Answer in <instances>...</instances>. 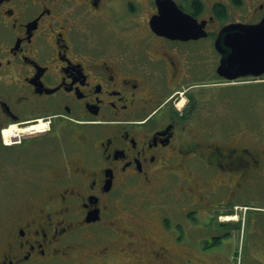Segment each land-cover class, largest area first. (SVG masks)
<instances>
[{"label": "flooded vegetation", "instance_id": "af4514ba", "mask_svg": "<svg viewBox=\"0 0 264 264\" xmlns=\"http://www.w3.org/2000/svg\"><path fill=\"white\" fill-rule=\"evenodd\" d=\"M263 17L264 0H0V264H186L179 230L264 180V74L219 73L224 27Z\"/></svg>", "mask_w": 264, "mask_h": 264}, {"label": "rangeland", "instance_id": "374dc122", "mask_svg": "<svg viewBox=\"0 0 264 264\" xmlns=\"http://www.w3.org/2000/svg\"><path fill=\"white\" fill-rule=\"evenodd\" d=\"M261 86L255 90L256 102L251 112H255L257 132L264 136V85ZM246 94L244 97L241 92V97L247 99ZM262 139L258 147H264ZM245 194L234 203L211 205L207 212H200L202 216L209 214L205 219H192L185 230H179L181 235L177 232L178 241L190 250L186 264H264V180L258 179ZM130 199L137 206L139 195L134 193ZM173 211L176 214H172V227L181 220L184 209L177 204ZM217 212L221 215L215 218ZM178 253L186 254L183 250Z\"/></svg>", "mask_w": 264, "mask_h": 264}, {"label": "water", "instance_id": "95a60500", "mask_svg": "<svg viewBox=\"0 0 264 264\" xmlns=\"http://www.w3.org/2000/svg\"><path fill=\"white\" fill-rule=\"evenodd\" d=\"M185 15V14H183ZM186 20H191L187 15ZM224 32V45L227 53L221 60L219 72L227 79L239 76L252 75L259 77L264 74V17L255 25L226 26ZM228 72H234L228 74Z\"/></svg>", "mask_w": 264, "mask_h": 264}, {"label": "trees", "instance_id": "16d2710c", "mask_svg": "<svg viewBox=\"0 0 264 264\" xmlns=\"http://www.w3.org/2000/svg\"><path fill=\"white\" fill-rule=\"evenodd\" d=\"M263 87V86H262ZM261 87H259L258 89H260ZM227 227H229V226H227Z\"/></svg>", "mask_w": 264, "mask_h": 264}]
</instances>
